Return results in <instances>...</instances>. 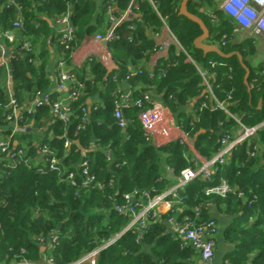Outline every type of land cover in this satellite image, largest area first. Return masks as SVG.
<instances>
[{
    "label": "trees",
    "instance_id": "16d2710c",
    "mask_svg": "<svg viewBox=\"0 0 264 264\" xmlns=\"http://www.w3.org/2000/svg\"><path fill=\"white\" fill-rule=\"evenodd\" d=\"M99 1L101 7L112 5L115 16L122 14L130 2ZM152 1L153 5L140 2L135 12L140 21L134 22L132 30L129 24H123L116 31L118 38L108 44L115 66L116 83L98 62L85 63L75 74L83 88L70 105L69 119L66 123L55 119L50 126L53 138L44 140L40 146L41 149L45 148L49 155L47 158L54 156L59 160L58 170L45 169L43 173H38L23 164L3 169L2 161H6V158L0 157V264H8L17 258L22 249L26 251L23 257L32 262H39L43 255L55 264L77 261L129 223L127 215L114 210V206L124 205V195L134 191L160 193L172 184L162 172L163 160L174 176H179L190 165L186 160L189 151L185 145L178 141L156 145L146 137L138 120V113L149 107V101L141 100L146 92L141 95V91L132 93L133 99L141 100L143 106L124 109L122 113H125V119L127 112L132 121L126 119L124 129L117 125L114 113L119 94H111L117 83L126 81L131 86L138 82L149 84L161 95L163 104L171 113L181 115L183 108L199 97L204 89L194 65L208 70L213 75L211 83L214 93L220 102L226 103L228 113L217 109L203 96L194 104L193 116L181 122L192 136L200 130L204 131L196 136L195 148L205 158L218 151L224 137L236 136L240 130L239 123L246 128L264 123V76L260 74L261 67L252 64L258 54L253 42L239 45L228 43L221 48L224 53L237 52L241 55L242 63L249 72L245 84V70L236 57L224 60L215 54L203 55L194 48L193 41L201 35V30L197 24L179 16L182 0ZM25 2L19 0L23 10L26 8ZM39 4L38 13L54 17L65 15L67 6L71 4L70 23L74 28L71 50L77 46L76 40L78 42L83 35L89 36L95 30L92 26L97 10L95 0H39ZM213 6L214 0H190L187 10L199 17L207 27V43L219 44L223 35L230 36L231 28L221 13L215 12V21L209 17ZM24 13L23 35L40 37L34 24L39 18L29 12ZM104 16L102 8V20ZM15 18V8L4 7L1 28L5 31L10 29ZM162 21L186 54L177 53L172 47L167 60L159 62L149 71L153 73L152 78L149 72L139 67L143 73L126 80L132 68H138L136 66L140 62L156 51L148 31L158 33L163 26ZM9 46L14 47L7 55L9 75L16 86L12 98L20 108L25 101L22 94H27L26 98L31 100L36 92L45 93L49 80L44 68L35 67L34 61L38 58L35 54L25 51L20 44ZM59 48L64 51L63 46ZM71 50L65 51L66 56L70 55ZM188 57L192 62L188 61ZM65 59L68 61V57ZM212 63L216 65L212 67ZM94 96L100 98V103L88 111L87 100ZM9 103L10 99L0 90V126L3 127L6 125V115L11 110ZM203 103L205 106H202ZM82 109L87 111L85 124L80 121ZM22 111L23 122L32 125L25 134L15 136L14 141L17 148H24L31 159L37 154L31 142L32 132L38 129L43 118L48 120L50 107L39 105L30 114ZM79 126L82 129H78ZM92 141L101 149L82 157L81 148H88ZM66 142L69 143L68 148L65 147ZM107 149L111 160L106 156ZM85 159L89 162V172L102 183L101 190L79 188L86 177L80 174L78 164ZM69 173L75 174L77 186L67 180ZM222 178L236 192L224 198L218 195L206 197L204 189L212 183L217 184ZM239 193L242 196H237ZM180 196L183 198L182 215L193 217L192 208L210 200L213 207L225 206L226 213L237 217V224L224 233V239L235 245L228 259L229 264H264V126L233 149L229 160L219 166L210 183L194 179ZM208 212L207 207L201 208V221L211 218ZM170 215L169 210L160 219L152 220L141 234H123L99 253L97 264H197L198 254L168 232L166 221ZM53 236L57 237V244L50 247ZM42 246H46L43 252ZM254 252L256 255L252 256Z\"/></svg>",
    "mask_w": 264,
    "mask_h": 264
},
{
    "label": "built area",
    "instance_id": "2783aa9c",
    "mask_svg": "<svg viewBox=\"0 0 264 264\" xmlns=\"http://www.w3.org/2000/svg\"><path fill=\"white\" fill-rule=\"evenodd\" d=\"M3 1L7 7L14 3V0ZM144 1L153 5L152 0H130L126 10L119 16H115L112 13V5L107 4L103 6L107 26L104 32H99L95 35V41L102 42L108 47L111 41L118 38L116 31L121 28L123 24H129V29L132 30L134 28V22L140 21V17L135 13L138 10V4ZM215 12L223 15V19L231 28V33L229 37L223 35L218 46L214 44L211 45L221 49L226 47L228 43L231 45H239L247 41H252L258 51L252 64L257 68L260 66V74L264 76V0H214L213 10L209 13V17L214 21L216 20ZM162 23L165 32L168 34V39L156 44V52L159 55V60H167L168 52L172 47H175L177 53L186 54L169 27L164 21H162ZM56 25L63 27L58 41L61 46H63L64 51L60 54V58L57 62L58 74L54 90L61 94L65 92L67 94L66 98L52 100L50 97L52 93L36 92L30 100L28 107L25 109V112L26 114H30L37 106L45 104L50 107V113L55 119L66 123L71 114L70 105L79 97L83 86L82 83L75 78V74L66 68L65 51L71 50V43L74 36V28L70 23L68 14L57 19ZM12 26L15 29H21L22 22L15 21L12 23ZM0 38L12 44L16 41L11 30L2 31L0 29ZM19 44L25 51L36 55L34 47L27 40L20 38ZM0 53H4L1 44ZM93 59V55L88 54L79 65L82 67L85 63L93 61ZM188 61L192 62L189 57ZM215 65L216 63H212V67ZM194 66L201 79V85L204 88L203 91H205L204 96L211 103H214L217 109L228 113L226 103L220 102L214 93L213 84L211 83L213 75L206 69H202L196 65ZM142 73L143 71L139 67L131 69L126 80L133 76H139ZM149 77H153L152 72H149ZM149 99V94L145 93L141 100L144 102L149 101ZM141 100L133 99L131 92L119 94L118 99L115 101L116 112L114 113V118L120 128L124 129L126 126L122 111L131 106L141 108L143 106ZM202 106H205V104L203 103ZM9 107L11 110L6 115L5 121L11 126L10 131L0 137V157L5 156L6 158V161H2V168H16L23 164L28 169H35L38 173H43L45 169L53 171L58 170L59 160L54 156L47 158L46 156L49 155L46 154L45 148H40L44 160L38 165L31 163V159L27 156L24 148H17L14 137L25 134L29 130V127L23 122V111L20 110L14 98H10ZM81 113L83 116L80 121L85 124L87 115L86 109H82ZM138 120L149 140L156 137L159 138L160 141H165L163 140L164 138L168 140V138L171 137L168 128L166 129V127H164L165 120L161 106L152 105L149 109L140 111L138 113ZM239 125L240 130L237 132L236 136L233 138L224 137L220 141V148L211 157H201L196 152L192 151L188 159H186L190 165L182 170L179 176H174L172 170L166 166V177L170 180H174V184L168 189L153 194L149 191H134L132 194L124 195V205H116L114 206V210L119 214L127 215L130 218L129 223L101 246L83 255L71 264H97L99 253L114 243L123 234L127 232H138L141 234L143 230L148 228L152 220L154 221L156 218H160L161 215L167 213L169 210L171 215L166 221L168 232L181 244L193 249L198 254L202 264H214L215 237L217 235L216 223L212 218L201 221V208L207 207L211 210L214 205L210 200H207L202 205L192 208L193 217L185 216L181 214L183 210V198L180 194L194 179H199L203 183H210L219 166L225 165L229 160L233 149L248 137L254 136L255 132L260 127L264 126V123L252 128H246L240 123ZM178 126L179 128L181 127L180 124ZM78 129H82V126H79ZM175 139L182 145L186 143L184 136H178ZM68 146L69 143L66 142L65 147ZM106 156L108 159L111 158L109 154H106ZM88 163L86 159L79 163L80 174L86 177L81 185H79V188L84 190H101L103 185L96 179L94 174L89 172ZM67 180L71 185L77 186L74 173H69L67 175ZM235 190V188L229 187L227 181L222 178L217 184L212 183L208 185L204 189V193L206 197L218 195L224 198L229 193H235ZM237 196H242V193H239ZM175 211L179 213H175ZM40 241L42 242V239ZM50 241V247H53L57 244V237L53 236ZM25 254V249H22L18 257H15L8 264H55L52 259L45 255H43L39 262H32L23 257Z\"/></svg>",
    "mask_w": 264,
    "mask_h": 264
},
{
    "label": "crops",
    "instance_id": "0c3cea01",
    "mask_svg": "<svg viewBox=\"0 0 264 264\" xmlns=\"http://www.w3.org/2000/svg\"><path fill=\"white\" fill-rule=\"evenodd\" d=\"M44 1V0H40ZM27 2V3H26ZM25 2V9L23 10L22 6L19 3V0H14L13 6L16 11V20L15 21H21L22 22V28L21 29H15L12 25L11 28L8 30H11V32L14 34L16 41L14 44H19L20 38H23L24 40H27L35 49L36 51V57L34 64L35 67L37 68H44L46 77L49 80V87L46 92H50L53 94L52 98L54 100L56 99H65L66 98V93H57L54 90L55 87V82L57 80V62L60 58V54L62 53L61 44L59 43L58 39L60 36V32L63 29L61 26L56 25V20L59 19L60 17L64 16H47L46 14H40L38 13V6L39 0H26ZM97 3V10L95 13V20L92 23V26L94 27V32L87 36L83 35L80 40L75 41L76 42V47L74 50H71L70 55L66 56L68 57V61L65 59V63L67 70L71 71L73 74H76L78 72V69L81 68L80 62L85 58L86 55L92 54L94 59L92 62H98L102 64L106 69L108 74L110 75V78L112 80L116 79V74L113 72V69L115 66L113 65L112 59H111V53L109 52L108 47L106 44L102 42H97L95 41V35L99 32H104L107 23H106V16H104V20H102V8L101 7V2L99 0H95ZM7 7L5 2L2 0V4L0 6V19H1V14L3 12V8ZM9 7V6H8ZM31 13L33 16H37L39 18V21L34 23L35 28L37 29V34L40 35L38 38H34L31 36H24L23 35V28H24V19H25V13ZM65 14L70 15L72 14V6L71 4L67 6V11ZM100 18L101 21L97 20V18ZM98 18V19H99ZM14 21V22H15ZM2 26V21L0 20V29L2 31H5L4 29L1 28ZM151 35V37L154 40L155 45L157 43H161L165 40L168 39V34L165 32V29L161 28V30L156 33L153 32L152 30L148 31ZM147 32V34H149ZM156 35V36H155ZM73 41H74V36H73ZM6 40L3 38H0V44L3 46L4 53H0V90L4 93L6 98L9 100L12 98L15 94L16 86L15 83L13 82L11 76L9 75V67H8V52L13 51L14 47L9 46V45H14L12 43H8ZM60 45V46H59ZM62 47V46H61ZM162 60H159V55L158 53L152 52L149 55V58L147 60H143L140 62L136 67H142L144 68L145 71L149 72L152 71L159 62ZM133 69V68H132ZM116 83V82H115ZM140 92L139 95H141L143 92H146L149 94L150 99L149 102L147 103L149 107H152V105H158L162 107V112L164 116V127L171 133V137L167 139H163L165 141H160L159 138H152L150 141L152 144L156 145H161V144H166L172 141H176L175 138L178 136H184L185 137V147L189 151V156L192 151L196 152L199 156V152L195 148V140L196 136L200 133V130L197 134L194 136L190 135L189 132L185 129V126L181 124L183 120H185L186 117L193 116V108L190 109V103L185 106L182 110V114L178 113H171L167 107L162 102L161 95L156 92L155 88L153 86H149V84H144L143 82H138L135 86L129 85L126 81L119 82L115 85V88L112 90L111 94H125L127 92ZM27 94H22L21 96L25 98V101L23 105L20 107V110H25L28 107V104L30 102V99L27 97ZM100 103V98L98 96H94L92 99L87 100V107L88 111L91 109L92 106L97 105ZM134 110V109H131ZM129 111V110H128ZM128 117L126 116V119L128 122H131V116H129V113L126 112ZM124 120L127 123V120L125 119V113H123ZM182 117V118H179ZM55 120V118L52 116L51 113L48 115V120L43 118L38 125V129H36L34 132H32V138L31 142L33 143V146L36 148L37 154L34 155V157H31V163L33 164H41L44 160V156L42 152L40 151V146L43 143L44 140L49 141L53 138V131L50 129V126L52 122ZM6 122V121H5ZM180 124V128L179 125ZM32 124L28 125L30 127ZM10 125L6 123V125L0 126V137H2L5 132L10 129ZM154 136V135H153ZM156 136V135H155ZM159 141V142H158ZM76 143V142H75ZM78 143V142H77ZM76 143V144H77ZM16 145V143H15ZM68 148V147H67ZM101 149L98 145L95 144V141H92L91 144L89 145L88 148H81L82 150H85V154L88 153H94ZM107 154L110 155L109 149L106 150ZM84 154V155H85ZM187 155V158L189 157ZM202 157V156H201ZM79 165V164H78ZM166 162L163 160L161 167H162V172L164 175H166ZM172 184H174V180H171ZM171 184V185H172ZM168 186L166 189H168ZM175 208V207H174ZM179 213L178 211H176ZM209 216L214 220L216 223V228H217V235L215 237V259H214V264H229L228 259L229 256L233 253L235 250V245L232 244L231 242H228L224 239V233L227 229H229L231 226H234L237 224V217L232 216L228 213H226V208L225 206H219L218 208L213 207L211 210H209ZM160 219V218H159ZM249 223V222H248ZM243 225V223H241ZM264 229V224L262 226ZM43 247V246H42ZM41 247V248H42ZM43 252V251H41ZM256 255V252L252 256ZM199 257H196V262L199 264Z\"/></svg>",
    "mask_w": 264,
    "mask_h": 264
},
{
    "label": "water",
    "instance_id": "95a60500",
    "mask_svg": "<svg viewBox=\"0 0 264 264\" xmlns=\"http://www.w3.org/2000/svg\"><path fill=\"white\" fill-rule=\"evenodd\" d=\"M190 0H182L180 2V6H179V16H182L184 18H186L187 20L197 24L199 26V29L201 30V35L198 36L194 41H193V46L195 49L201 51L203 53V55H207V54H215L217 55L218 57L224 59V60H229L233 57H236L237 60L239 61V63L242 65L243 69L245 70V74H244V77H243V80H244V83L247 84V77H248V70L247 68L245 67V65H243L242 63V57L240 54H238L237 52H230V53H224L223 51H221V49H219L218 47L214 46V45H211L209 43H207V39L209 37V31L207 29V27L205 26V24L203 23V21L191 14L190 12H188L187 10V4ZM205 95V91H203L201 93V95L195 99L192 100V102L190 103V106L189 108L192 109L194 104L200 99L202 98L203 96ZM201 133H204V131H200L199 134ZM77 143V142H76ZM82 157H84V154H85V150H82ZM46 248V246H43L41 248V251H44ZM199 264H202V261L200 260L199 261Z\"/></svg>",
    "mask_w": 264,
    "mask_h": 264
},
{
    "label": "rangeland",
    "instance_id": "374dc122",
    "mask_svg": "<svg viewBox=\"0 0 264 264\" xmlns=\"http://www.w3.org/2000/svg\"><path fill=\"white\" fill-rule=\"evenodd\" d=\"M209 10H211V9H209ZM210 43V42H209ZM211 44V43H210ZM214 45H216V46H218V44H214ZM253 62V61H252Z\"/></svg>",
    "mask_w": 264,
    "mask_h": 264
}]
</instances>
